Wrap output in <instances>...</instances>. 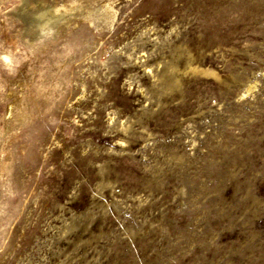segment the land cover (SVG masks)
<instances>
[{"label": "rangeland", "instance_id": "obj_1", "mask_svg": "<svg viewBox=\"0 0 264 264\" xmlns=\"http://www.w3.org/2000/svg\"><path fill=\"white\" fill-rule=\"evenodd\" d=\"M0 264H264V0H0Z\"/></svg>", "mask_w": 264, "mask_h": 264}]
</instances>
